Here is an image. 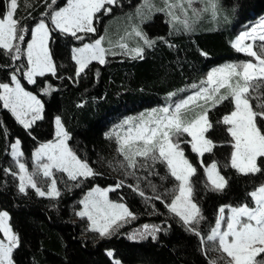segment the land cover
I'll return each instance as SVG.
<instances>
[{"label":"trees","instance_id":"1","mask_svg":"<svg viewBox=\"0 0 264 264\" xmlns=\"http://www.w3.org/2000/svg\"><path fill=\"white\" fill-rule=\"evenodd\" d=\"M141 1L119 0L116 6H106L112 11L97 14V17L101 15L98 23L96 21L98 33L106 20L122 17L113 33L117 45L125 33L138 25L130 24V16ZM7 3L8 0H0V14L6 12ZM65 3L66 0H59L56 5H51V0H18L14 18L28 28V40L30 30L42 18L53 28L49 15L55 7ZM186 12L191 13L190 9ZM217 12L218 18L210 10L202 16L203 12L198 13L202 19L199 23L186 15V19L192 21L190 33H175L166 14L158 12L143 24L145 34L154 44L144 47L142 58H133L131 54L110 55L104 64L92 62L78 77L72 48L80 44L81 39L58 30L51 32L50 51L56 75L37 77L36 83L30 84L20 74L24 88L42 100L43 118L25 129L0 101V211L9 213L10 226L19 237V246L12 253L14 264H114L108 251H113L114 257L123 264H209L210 257L200 238L165 207L176 182L163 163L143 164L144 172L137 177L138 170L126 167L117 141L107 138V134L124 117L164 104L168 94L199 82L213 66L243 59V55L231 46L232 42L237 29L264 14V0H218ZM87 36L84 38L92 37ZM133 43L132 47L139 46ZM14 69L11 58L0 50V83L10 82ZM231 109L230 104L224 102L211 112L213 128L208 135L217 146L204 157L205 165L218 163L228 187L223 192L208 190L204 185V170L198 166L193 177L194 197L204 216L198 227L203 235L215 224L221 206L250 203L249 193L264 184V169L257 174L244 175L229 165L230 137L225 126L217 121ZM57 117L71 137L68 141L71 149L97 175L72 182L60 173L57 180L61 194L55 199L41 197L32 188L22 193L17 162L10 155L11 144L20 139L22 159L32 165L34 150L53 139ZM121 165L130 171L128 177L121 175ZM119 177L128 183L112 191L111 198L125 203L137 220L117 234L101 238L97 232L87 231V224L76 217L78 202L93 186H115ZM129 182L142 188L147 196L133 191ZM157 195L164 203L155 199ZM145 224L161 229L155 239L151 236L138 240L129 238L132 228Z\"/></svg>","mask_w":264,"mask_h":264},{"label":"snow or ice","instance_id":"2","mask_svg":"<svg viewBox=\"0 0 264 264\" xmlns=\"http://www.w3.org/2000/svg\"><path fill=\"white\" fill-rule=\"evenodd\" d=\"M165 7L156 9L153 0H144L142 9H138L141 23L150 17L153 10L164 11L173 21H180L176 15L179 9L187 15L185 5L189 7L196 0H163ZM117 0H66V6L53 10L50 16L51 25L40 20L31 32V42L27 43L26 57L28 70L24 73L28 83L35 84L36 77H42L47 73L56 75V65L49 49L51 32L58 30L62 34L71 35L77 39H83L78 33H95L94 20L98 19L97 13L101 10L105 14L112 11L106 5H115ZM207 5L205 11H211L215 16L218 8V0H204ZM57 0H51V5H56ZM18 7V0H9L8 9L0 14V50L12 55L14 60L21 58L20 44L25 40L28 28L21 26L20 21L14 18ZM146 10V12L144 11ZM45 16L48 13L44 14ZM186 29L191 28L188 20L182 21ZM140 38L144 45L151 47L154 41L149 40L142 32L139 25H134L126 36ZM105 37H100L94 43L84 44L73 49V59L78 65L76 75L85 72V69L96 61L106 63V55H115L111 47H104ZM246 41H251L246 43ZM257 41L260 43L257 44ZM109 44L111 42L109 41ZM117 46L133 55V58L143 56V47L129 48L126 42H119ZM237 52L243 53L252 60L240 63H226L214 68L205 80L199 85L191 87L197 89L194 94L187 96L179 102L169 104L166 107L154 109L135 118L125 119L117 125L107 138H116L118 152L127 162V166L136 169L137 158L152 165L164 163L170 175L179 182L178 188L170 203H165L168 211L178 217L188 230L200 238L201 244H210L212 251L226 254L218 259H211L209 264H219L225 260V264H264V185L249 193L250 203L239 206H222L218 209V218L209 234L202 236L197 230L204 219L201 208L194 200V185L191 178L196 174V167L185 157L180 147V137L187 134L191 137L192 151L199 157L205 153H211L217 146L207 133L213 128L208 113L225 100H230L233 110L225 115L221 121L227 125V132L232 138L230 166L244 175L257 174L264 169V18H262L250 30L241 32L231 45ZM15 87L8 83H0V101L3 107L10 110L16 120L25 128H30L35 121L42 119L43 104L35 95L26 91L20 79L16 75L11 76ZM222 90H224L222 92ZM176 93H171V96ZM255 101V106L253 104ZM82 106V105H81ZM201 109L196 111V109ZM192 109L193 115L188 118L187 112ZM57 140L54 143H46L40 146L35 153L37 168L42 171L43 177L51 178L47 191L37 185L34 176L37 173H29L24 163L19 161L23 153L19 149V140L12 146V156L19 167V191L26 194V187L36 191L41 197L59 198L60 191L57 188V180L53 178V169L65 173L68 179L77 181L97 175L90 165L79 158L68 146L71 139L65 130L59 117L55 120ZM47 163L41 164L43 159ZM258 160L260 163L258 164ZM202 163V162H201ZM124 165H121L123 167ZM143 166V165H141ZM204 172L211 190L223 192L228 187V180L221 174L218 164L213 162L210 167H204ZM122 183V182H121ZM118 183L116 187H120ZM208 185H206L207 187ZM115 189H95L88 193L83 200V210L78 213L81 218L87 217L91 222V231L99 233L101 237L111 236L122 224L129 219H136L125 204L114 203L108 199V191ZM138 190V186L137 189ZM142 197L143 191H139ZM151 199V198H148ZM157 200L161 197L157 195ZM161 203H164L161 200ZM227 211L229 215H225ZM9 214L0 212V232L5 240H0V264H13V250L19 246V237L10 224ZM161 229L156 225H143L129 238L136 240L151 236L156 238V233ZM108 255L113 256L112 252ZM114 264H120L118 260Z\"/></svg>","mask_w":264,"mask_h":264},{"label":"rangeland","instance_id":"3","mask_svg":"<svg viewBox=\"0 0 264 264\" xmlns=\"http://www.w3.org/2000/svg\"><path fill=\"white\" fill-rule=\"evenodd\" d=\"M59 0H57V2H58ZM118 2H119V0H117V3L116 4H118ZM153 2H154V5H155V8L156 9H160V8H162V3H164L163 2V0H153ZM8 3H9V0H8ZM8 3H7V8L6 9H8ZM143 3H144V0H142L141 1V3L140 4H138L137 6H136V8H135V11H132L133 13H131L132 15L130 16V19H131V21H130V24H133V23H137L138 25H139V27L141 28V30H142V32L145 34V32H144V28H143V24L144 23H146L147 21H150L154 16H155V14H157L158 12H161V13H164V14H166L164 11H155V10H153V12H152V14L150 15V17L149 18H147V19H145L144 21H143V23H141V16L140 15H138L137 13H138V9H142V6H143ZM116 4H115V6H116ZM165 5V4H164ZM63 6H66V3H65V5H63ZM63 6H60V7H63ZM106 6H114V5H106ZM188 6V5H187ZM185 7L186 8V10H188V9H190V12L191 13H189V14H187L189 17H192L195 21V23H199L202 19H201V17L200 16H202V15H204V12H205V8L207 7V5H205V3L202 1V0H196V2H194L190 7L188 6V7ZM60 7H55L54 8V10H58ZM7 11V10H6ZM145 12H146V10H144ZM175 11H180L179 9H176ZM101 12H103V10H101ZM200 12H203V14L201 13L200 14V16L198 15V13H200ZM52 13V12H51ZM97 14H99V13H97ZM176 15H178V16H180V21H173L172 19H171V17L169 16V15H167L166 14V16L168 17V22H169V24H170V26H171V28H172V30H174L175 31V33H182V32H186V33H190V32H192V30H193V28L191 29L190 28V30L189 29H186L184 26H183V23H182V21H184V20H186V17H185V15L183 14V15H179L177 12H176ZM50 16H51V14L49 15V19H50ZM99 17H101V15L100 16H98V19H96V20H94V27L96 28V32L95 33H78L77 35L78 36H83V38H84V36L85 37H88L87 35H91L92 37H90V38H84V39H81L80 40V44H77V46H75V47H73L72 48V59H73V49H75V48H79V47H82L84 44H87V43H94L97 39H99L100 37H105V41H104V43H103V46L104 47H106V48H108V47H111V51L113 52V53H115V55H126V56H129L130 54H127L126 53V51L125 50H123V49H121V48H119L117 45H115V41L117 40V37L116 36H113V33H115V31L117 30V25H118V21L119 20H121L122 19V17H121V19L120 18H117L116 16L115 17H111V18H109L108 20H106V22H105V24H104V26H103V30L101 31V33H98V31H97V24H96V21H97V23H98V20H99ZM184 17V18H183ZM195 17H197V19L195 18ZM215 17H219L218 16V12L216 11V14H215ZM113 18H115L114 20H113ZM262 18H264V14L263 15H260V16H258V17H255L253 20H251L250 21V23H248V24H246L245 26H243V27H241V28H239V29H237V31H236V36H235V38H234V40L236 39V37L241 33V32H244V31H248V30H250V28L251 27H253V26H255ZM41 20H44L47 24H48V20L46 19V18H42ZM40 21V20H39ZM38 21V22H39ZM37 22V23H38ZM51 22V21H50ZM188 22L190 23V25H191V23H192V21L191 20H188ZM36 23V24H37ZM36 24L32 27V29L30 30V35H29V39L27 40L26 39V36H27V33H25V40H24V42H22L21 44H20V47H21V58L19 59V60H14L13 58H12V55L11 54H9V53H7L6 51V54L11 58V61H12V63L14 64V67H15V71L13 72V74L12 75H16L17 77H18V79H20V74H23L24 75V73L28 70V64H27V57H26V47H27V43H30L31 42V32H32V30L34 29V27L36 26ZM21 25V24H20ZM49 25V24H48ZM50 27V26H49ZM98 33V34H97ZM130 33V32H129ZM94 34H97V35H95V36H93ZM146 35V34H145ZM147 36V35H146ZM134 35L133 36H126V33H125V35H123L122 36V39H120L119 40V42H121V41H123V42H126L127 44H128V46H129V48H134V47H132L131 45L132 44H134L133 42H136L137 44H139V46H141V47H143V49H144V47L146 46V45H144V43H143V41L140 39V38H138V37H136V40L135 41H133L134 40ZM147 38L149 39V37L147 36ZM150 40V39H149ZM233 40V41H234ZM50 41H51V39L49 40V49H50ZM109 41L111 42V44H109ZM118 42V43H119ZM251 41H246V43H250ZM260 42L259 41H257V44H259ZM135 45V44H134ZM138 45H136V47H137ZM242 55H243V59H238V60H231V61H226V62H224L223 64H221V65H216V66H213L206 74H205V76L203 77V79L202 80H205L206 79V77H207V74L211 71V70H213L214 68H217V67H220V66H223L224 64H226V63H240V62H244V61H248V60H252L253 58H251V57H248V56H246L245 54H243V53H241ZM111 54H109V55H106V60H107V58H108V56H110ZM73 61H74V59H73ZM75 62V61H74ZM93 62H96V61H93ZM77 70H78V65L76 64V73H77ZM86 70V69H85ZM47 74H50V75H52L51 73H47ZM47 74H45V75H47ZM82 74V73H81ZM80 74V75H81ZM11 75V76H12ZM79 75V76H80ZM52 76H54V75H52ZM77 76V75H76ZM78 77V76H77ZM24 78L26 79V77L24 76ZM35 79H37V77L35 78ZM27 80V79H26ZM202 80H200L199 82H197V83H193V84H197V85H199L200 84V82L202 81ZM20 81H21V79H20ZM28 82V81H27ZM5 83H8L9 84V86L10 87H15V85L12 83V81H10V82H5ZM21 84H22V82H21ZM193 84H190V85H188V86H186V87H184L182 90H180V91H177L176 92V95H174V96H171V98H169L170 97V94H168L167 95V99H166V103H164V104H161V105H159V106H156V107H154V108H151V109H148V110H145V111H143V112H140V113H137V114H132V115H130V116H127V117H124L119 123H116L115 125H113L111 128H110V130H109V133L114 129V128H116L117 127V125H119V124H121L125 119H128V118H135V117H138V116H140L141 114H143V113H147V112H150V111H152V110H154V109H159V108H162V107H166V106H168L169 104H175V103H177V102H179L180 100H182V99H184V98H186L187 96H189V95H192V94H194V92L195 91H197V89H193L191 86L193 85ZM22 86H23V84H22ZM24 87V86H23ZM26 91H29V90H27V89H25ZM224 90H222V92H223ZM0 92H2V90H0ZM29 92H31V91H29ZM33 95H35L36 97H37V99H39L40 101H41V103L43 104V102H42V100L39 98V96L38 95H36L35 93H33V92H31ZM173 93V92H172ZM225 103H229L230 104V107H232V109H231V111L233 110V104H232V102L230 101V100H225L224 101ZM223 102V103H224ZM223 103H221V104H223ZM2 104H3V102H2ZM221 104H219V105H221ZM253 104H254V106H255V101H253ZM218 105V106H219ZM216 108V107H215ZM215 108H213L209 113H208V115H209V119H210V121H212L211 120V112H213V111H215ZM6 109V108H5ZM8 110V109H7ZM201 109H199V108H197L196 109V111H200ZM10 111V110H9ZM230 111V112H231ZM11 112V111H10ZM230 112L228 113V114H230ZM194 113H193V111H192V109H189L188 110V112H187V116H188V118H191L192 117V115H193ZM228 114H226V115H228ZM14 116V115H13ZM42 116H43V111H42ZM225 116V115H224ZM223 116V117H224ZM222 117V118H223ZM60 118V117H59ZM39 120H41V119H39ZM39 120H37V121H39ZM56 120V119H55ZM36 122V121H35ZM62 122V121H61ZM54 127H55V133H54V137H53V139H51V140H49V141H46V142H43V143H41L38 147H37V149L36 150H34V152H33V160H32V165H29L28 163H26L23 159H22V157L23 156H20L18 159H19V161L21 162V163H24L25 164V166H26V168L28 169V171H29V173H37V175H35L34 176V179H36V181H37V185H38V187H40L42 190H44V191H47L48 189H49V186H50V181H51V178H47V177H43V175H42V171H39L38 170V168H37V163H36V160H35V153H36V151H38V149L40 148V146L41 145H43V144H46V143H54V142H56V140L58 139L57 138V136H56V131H57V128H56V124H55V122H54ZM223 126H225V129H226V131H227V125H224V124H222ZM228 133V132H227ZM207 135V137L209 138V135H208V133L206 134ZM228 135H229V137H230V141L228 142V145L231 147V142H232V138H231V136H230V134L228 133ZM113 139H115L116 140V138L113 136L112 137ZM180 147H181V149L184 151V153H185V157L190 161V163H192L193 164V166H195L196 167V169H197V166L198 167H201L203 170H204V167H210V165L213 163V162H211V163H209V164H204L205 163V156L207 155V154H209V153H205L204 154V156L203 157H199L198 156V154L197 153H195V152H193L192 151V148H191V144L190 143H188V141H191V137L190 136H188L187 134H183L180 138ZM17 140H19V142H20V144H19V149H20V151L22 152V149H21V141H20V139H16L12 144H11V148H10V155L12 156V146L13 145H15V143H16V141ZM69 141V140H68ZM68 141H67V143H68ZM215 144L217 143V142H214ZM68 146H69V143H68ZM70 147V146H69ZM119 147V146H118ZM71 148V147H70ZM73 151V150H72ZM232 151H233V149H232V147H231V153H232ZM74 152V151H73ZM213 152V151H212ZM211 152V153H212ZM13 157V156H12ZM123 157V156H122ZM15 159V158H14ZM16 160V159H15ZM123 161H125L124 160V158H123ZM137 161H138V165H137V168L136 169H131V168H129L128 166H126V167H128L129 168V170H131V171H137L138 170V173L136 174V176L138 177V176H140L143 172H144V169L142 168V166L141 165H143V164H145V163H151L150 161H148V162H145L142 158H137ZM202 162V163H201ZM41 164H43V163H47V159L45 158V159H43L41 162H40ZM197 163V164H196ZM215 163H217V162H215ZM218 164V163H217ZM258 164H259V160H258ZM229 165H230V163H229ZM17 166H18V164H17ZM163 166L165 167V169H166V172L167 173H169L170 174V172H169V170H168V168L166 167V164H164L163 163ZM126 167H121V172H122V176H124V177H128V175L130 174V171L126 168ZM219 167V166H218ZM125 170H126V174H125ZM236 170V169H235ZM237 171V170H236ZM142 172V173H141ZM197 172V171H196ZM238 172V171H237ZM53 173H54V176H53V178H55L56 180H57V177H58V175H60V173L61 172H58L57 170H55V169H53ZM239 173V172H238ZM63 174H65V173H63ZM204 174H205V172H204ZM222 174V173H221ZM241 174V173H240ZM20 175H22V173H20V171H19V167H18V180H19V176ZM66 175V174H65ZM196 175V174H195ZM194 175V176H195ZM223 175V174H222ZM67 176V175H66ZM136 176H134V180H135V182H136V184H137V177ZM171 176V175H170ZM193 176V177H194ZM172 177V176H171ZM193 177L191 178V180H192V182H193ZM90 178V177H89ZM173 179H174V181L176 182V184L174 185V188H172L173 190L169 193V200L168 201H166L165 203H170L171 202V200H172V198L174 197V195L175 194H177L174 190L175 189H177L178 188V185H179V182L178 181H176L175 180V178L174 177H172ZM80 180L81 179H85V178H83V177H81V178H79ZM78 179V180H79ZM227 179V178H226ZM126 179H124V178H118V183H120V184H123V183H128L127 181H125ZM70 181H72V180H70ZM72 182H74V181H72ZM122 182V183H121ZM19 183H20V181H19ZM205 184V186L206 185H208L206 188L208 189V190H211V186H210V184L208 183V181H207V178H206V174H205V182H204ZM129 184H131V188L133 189V191H135L136 193H138L139 194V191H143L142 190V188H140L138 185V190H135V189H137V186H136V184H132V183H130L129 182ZM125 185H128V184H125ZM193 185H194V182H193ZM262 185H264V184H262ZM261 186V185H260ZM194 187H195V185H194ZM259 187V186H258ZM257 187V188H258ZM57 188H58V190L60 191V189H59V184H58V180H57ZM97 188H99V189H101V190H108V189H115L116 190V185L115 186H105V187H103V186H100V185H95V186H93L92 188H90L89 190H87L81 197H80V199H79V209H78V211L76 212V217L77 218H79L80 220H82V221H84L86 224H87V231H91V222L87 219V217H84V218H81L79 215H78V213L80 212V211H82L83 210V204L81 203L83 200H85L87 197H88V193L89 192H93L95 189H97ZM256 188V189H257ZM28 189H31L30 187H26V191L28 190ZM255 190V189H254ZM114 191V190H113ZM211 191H213V190H211ZM111 192L112 191H108V199L110 200V201H112V202H114V203H123L122 201H115V200H112V198H111ZM144 192V194H145V196H147V193L145 192V191H143ZM215 192H218V191H215ZM166 195H168V194H166ZM194 196H195V191H194ZM194 200H195V197H194ZM196 201V200H195ZM123 204H125V203H123ZM126 205V204H125ZM199 205V204H198ZM127 206V205H126ZM224 206H228V205H224ZM232 206V205H231ZM239 206V205H238ZM128 207V206H127ZM222 207V206H221ZM129 208V207H128ZM0 212H4V211H0ZM7 212V211H6ZM8 213V212H7ZM171 213V212H170ZM9 214V213H8ZM172 215H174L173 213H171ZM225 215L227 216V215H229V213H228V211H227V208H226V212H225ZM175 216V215H174ZM176 217V216H175ZM178 218V217H177ZM217 218H218V213H217ZM179 219V218H178ZM136 220L137 219H129L128 220V222L127 223H124V224H122L117 230H115L114 231V233L111 235V236H113V235H115V234H117L120 230H122L124 227H126L127 225H130V224H134L135 222H136ZM180 220V219H179ZM180 222L181 223H183L181 220H180ZM202 222V221H201ZM200 222V223H201ZM9 224H10V220H9ZM148 225H150V224H148ZM183 225H184V223H183ZM200 225V224H199ZM199 225L198 226H196L197 227V230L199 231ZM215 225V224H214ZM214 225L212 226V227H214ZM186 226V225H185ZM142 228H143V226H141V227H134V228H132V232H131V235L134 233V232H136L138 229H141L142 230ZM186 228H187V226H186ZM14 232V231H13ZM91 232H94V231H91ZM200 232V231H199ZM15 233V232H14ZM201 233V232H200ZM99 234V233H98ZM157 234V233H156ZM209 234V233H208ZM201 235L202 236H206V235H203L202 233H201ZM101 237V236H100ZM110 237V236H109ZM101 238H104V237H101ZM105 238H107V237H105ZM143 239V238H142ZM0 240H5V242H6V238L4 237V235H3V233L2 232H0ZM138 240V239H137ZM203 249H204V251L208 254V256L210 257V260L211 259H218L219 257H221V256H224V258H225V260H227L228 258L226 257V254H224V253H222V252H219V251H212V250H210L211 249V245L210 244H203ZM108 252H112L113 253V256H111L110 258L113 260V262L115 261V260H118L119 262H120V264H123L119 259H116L115 257H114V252L113 251H108ZM107 252V253H108ZM225 260H220L219 261V264H225ZM14 264V263H13Z\"/></svg>","mask_w":264,"mask_h":264}]
</instances>
